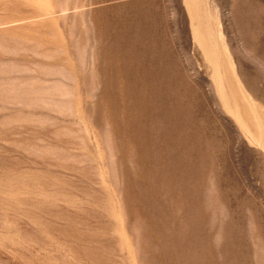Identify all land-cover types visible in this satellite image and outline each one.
<instances>
[{
	"label": "rangeland",
	"instance_id": "obj_1",
	"mask_svg": "<svg viewBox=\"0 0 264 264\" xmlns=\"http://www.w3.org/2000/svg\"><path fill=\"white\" fill-rule=\"evenodd\" d=\"M0 264H264V0H0Z\"/></svg>",
	"mask_w": 264,
	"mask_h": 264
}]
</instances>
